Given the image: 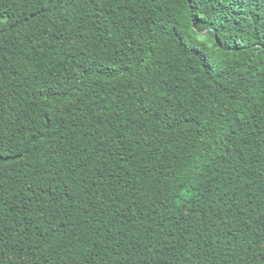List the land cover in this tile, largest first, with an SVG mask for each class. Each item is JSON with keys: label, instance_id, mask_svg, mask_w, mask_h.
<instances>
[{"label": "trees", "instance_id": "1", "mask_svg": "<svg viewBox=\"0 0 264 264\" xmlns=\"http://www.w3.org/2000/svg\"><path fill=\"white\" fill-rule=\"evenodd\" d=\"M0 264H264V0H0Z\"/></svg>", "mask_w": 264, "mask_h": 264}]
</instances>
